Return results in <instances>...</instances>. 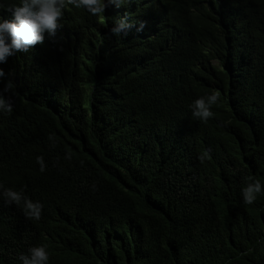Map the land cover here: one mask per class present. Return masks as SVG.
<instances>
[{
    "label": "trees",
    "instance_id": "trees-1",
    "mask_svg": "<svg viewBox=\"0 0 264 264\" xmlns=\"http://www.w3.org/2000/svg\"><path fill=\"white\" fill-rule=\"evenodd\" d=\"M124 17L144 31L111 35ZM59 23L1 81L0 185L44 209L29 220L0 196V264L39 245L49 264H264V194L241 195L264 183V0L69 6Z\"/></svg>",
    "mask_w": 264,
    "mask_h": 264
},
{
    "label": "clouds",
    "instance_id": "clouds-1",
    "mask_svg": "<svg viewBox=\"0 0 264 264\" xmlns=\"http://www.w3.org/2000/svg\"><path fill=\"white\" fill-rule=\"evenodd\" d=\"M130 0H20L16 6L8 7L10 19H3L0 16V114H11L14 110L11 99H6L1 91L6 84L2 79L6 76L7 62L9 57L17 54L33 55L47 38L57 36V29L62 27L59 21L62 20L64 10L71 6L76 9H85L93 16H102L109 7L121 8ZM4 6L0 4V8ZM13 15V17H12ZM135 27L137 32H143L146 22L139 25L130 23L126 17L117 19L110 29V34L116 37H126ZM14 85L7 83L5 91L11 90ZM219 100L218 93L207 94L197 98L191 104L192 116L201 122H207L214 116L213 105ZM48 140L55 146V134H50ZM207 153L205 154V156ZM201 156V160L205 158ZM71 159V154L66 156ZM40 171L47 169L44 157L36 158ZM0 196L6 205H22V211L29 220H39L42 216L44 205L39 201H33L21 192L12 189H5L0 185ZM264 194V183L259 179L248 177L246 186L242 189L241 195L246 205L255 203L258 195ZM21 264H49L50 252L46 245L33 246L27 253L19 257Z\"/></svg>",
    "mask_w": 264,
    "mask_h": 264
}]
</instances>
